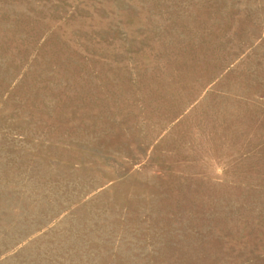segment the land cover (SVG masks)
<instances>
[{
    "label": "rangeland",
    "instance_id": "rangeland-1",
    "mask_svg": "<svg viewBox=\"0 0 264 264\" xmlns=\"http://www.w3.org/2000/svg\"><path fill=\"white\" fill-rule=\"evenodd\" d=\"M0 264H264V0H0Z\"/></svg>",
    "mask_w": 264,
    "mask_h": 264
}]
</instances>
